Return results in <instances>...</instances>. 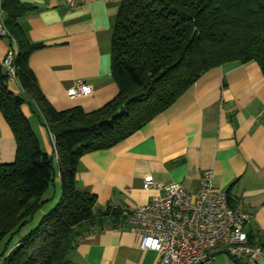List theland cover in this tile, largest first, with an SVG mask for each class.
Instances as JSON below:
<instances>
[{
    "label": "crops",
    "instance_id": "crops-1",
    "mask_svg": "<svg viewBox=\"0 0 264 264\" xmlns=\"http://www.w3.org/2000/svg\"><path fill=\"white\" fill-rule=\"evenodd\" d=\"M23 1L35 8L20 18V26L29 41L41 45L30 53L29 66L51 105L91 111L114 97L110 40L120 0H77L76 6L67 0ZM7 49L6 39L0 37V61ZM77 81L91 91L66 95ZM7 88L23 94L16 81H7ZM21 110L40 148L52 154L41 115L27 103ZM14 154L13 135L0 112V164L11 162ZM205 169L212 171L213 186L244 216L243 229L257 242L264 233V77L255 61L225 62L200 74L170 106L130 136L83 154L75 187L94 194L98 207L130 211L154 194L142 188L145 176L178 182L192 192ZM54 181L58 183L57 176ZM138 241L127 229L105 228L80 240L68 252L66 264H157L158 253L140 249ZM261 252L257 264H264ZM206 261L252 264L224 246L211 250Z\"/></svg>",
    "mask_w": 264,
    "mask_h": 264
},
{
    "label": "trees",
    "instance_id": "trees-1",
    "mask_svg": "<svg viewBox=\"0 0 264 264\" xmlns=\"http://www.w3.org/2000/svg\"><path fill=\"white\" fill-rule=\"evenodd\" d=\"M34 8L23 0L0 3L9 33L0 37L8 49L16 48L15 81L23 92L8 90L1 60L0 112L15 154L0 164V240L20 232L45 202L41 196L56 176L60 194L57 204L0 255L1 264H66L68 252L87 235L128 229V210L98 207L94 194L76 189L80 157L124 140L200 74L222 63L255 61L264 77V0H120L110 40L116 95L91 111L80 106L58 110L40 91L28 62L41 45L27 39L20 18ZM24 103L41 115L52 135V154L40 148L21 110ZM247 238L264 250V233L257 242L252 235Z\"/></svg>",
    "mask_w": 264,
    "mask_h": 264
},
{
    "label": "built area",
    "instance_id": "built-area-1",
    "mask_svg": "<svg viewBox=\"0 0 264 264\" xmlns=\"http://www.w3.org/2000/svg\"><path fill=\"white\" fill-rule=\"evenodd\" d=\"M67 2L77 5V0ZM0 36H9L3 23ZM15 57L14 47L2 59L7 81H15ZM90 91L85 82L77 81L66 95H86ZM49 137L53 144L52 135ZM142 188L154 194L129 211L127 230L138 236L140 249L158 253L157 264H204L210 251L218 246L248 263L261 256L260 247L247 241L244 216L228 205L223 191L213 186L210 169L201 172L199 186L192 192L178 182L162 183L149 175L145 176Z\"/></svg>",
    "mask_w": 264,
    "mask_h": 264
},
{
    "label": "rangeland",
    "instance_id": "rangeland-1",
    "mask_svg": "<svg viewBox=\"0 0 264 264\" xmlns=\"http://www.w3.org/2000/svg\"><path fill=\"white\" fill-rule=\"evenodd\" d=\"M55 185L49 184L47 190L43 193L41 196L42 200H45L41 208L36 211L32 218L22 227L20 232L15 233L12 237L8 239L7 236H5L3 239L0 240V255L2 253H7L10 251L18 242L20 237L27 233L30 229H32L39 218L47 213L49 210H51L58 202L60 189L59 184L54 181ZM263 256V253L261 252V257ZM251 263V262H250ZM1 264V259H0ZM205 264H215L213 261H206ZM252 264H257L256 262H252Z\"/></svg>",
    "mask_w": 264,
    "mask_h": 264
},
{
    "label": "water",
    "instance_id": "water-1",
    "mask_svg": "<svg viewBox=\"0 0 264 264\" xmlns=\"http://www.w3.org/2000/svg\"><path fill=\"white\" fill-rule=\"evenodd\" d=\"M227 253V252H226ZM228 254V253H227Z\"/></svg>",
    "mask_w": 264,
    "mask_h": 264
}]
</instances>
